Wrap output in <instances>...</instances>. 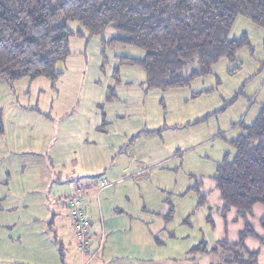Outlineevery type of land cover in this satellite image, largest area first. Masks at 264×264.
<instances>
[{"label": "rangeland", "instance_id": "rangeland-1", "mask_svg": "<svg viewBox=\"0 0 264 264\" xmlns=\"http://www.w3.org/2000/svg\"><path fill=\"white\" fill-rule=\"evenodd\" d=\"M67 26L74 34L69 41L70 56L56 65L61 76L51 82L60 95L52 89L42 94L41 86H36L31 90L34 106L49 114L55 101L51 114L56 116L63 89L99 91L102 85L113 84L120 96L117 113L131 116L129 121H120L117 130L140 123L143 130L127 147L140 173L127 187L113 189L118 194L112 204H122L121 209L110 208L116 219L111 220L107 212L101 216L102 225L117 224L113 235L104 233L106 250L99 256L104 264H264V208L258 206L246 218L235 209L224 212L215 182L218 167L235 156L232 142L253 124L264 101V30L239 17L229 39L246 35L250 48L242 49L234 61L221 59L212 74L194 80L190 87L162 90L149 89L146 81L143 86V79L137 83L145 73L140 66L121 63L123 57L142 59L145 52L110 44L117 36L115 27L91 37L78 22L68 21ZM195 69L197 65L187 69L185 77ZM119 80L129 85H120ZM40 93L46 98L39 102L35 96ZM28 96L20 100L26 103ZM15 177L13 173L12 180ZM128 189H133L131 199L126 196ZM4 190L1 187L0 205H17V214L31 208V202L2 200ZM65 194L63 190L59 196ZM199 194L205 198L200 206ZM49 198L55 205L57 196ZM10 220L0 211V264H20L13 263L19 250L45 243L43 237L27 240L21 229L6 227ZM67 231L70 239L71 231Z\"/></svg>", "mask_w": 264, "mask_h": 264}, {"label": "trees", "instance_id": "trees-1", "mask_svg": "<svg viewBox=\"0 0 264 264\" xmlns=\"http://www.w3.org/2000/svg\"><path fill=\"white\" fill-rule=\"evenodd\" d=\"M239 17L264 30V0H0V82H57L61 73L56 65L70 56L74 34L67 23L73 21L91 37L113 26L117 36L110 44L143 50V59L123 57L121 63L140 66L149 89L190 87L212 74L221 59L234 61L250 48L246 35L229 39ZM194 65L197 69L186 78L185 71ZM232 145L235 156L218 167L215 182L224 212L235 209L246 218L258 206L264 208V101L253 124ZM199 198L200 206L205 198ZM261 225L264 229V215ZM54 239L62 245L56 233Z\"/></svg>", "mask_w": 264, "mask_h": 264}, {"label": "crops", "instance_id": "crops-1", "mask_svg": "<svg viewBox=\"0 0 264 264\" xmlns=\"http://www.w3.org/2000/svg\"><path fill=\"white\" fill-rule=\"evenodd\" d=\"M143 76L139 77L137 83L143 79L142 84L145 86L146 74ZM45 80L25 79L14 85L0 82V109L3 110L5 128V134L0 136V189H5L1 199L11 198L13 203L31 202V208L19 214L15 211L17 205H0V211L11 219L6 227L21 229L27 240L44 238L45 243L42 245H27V250H19L13 263L84 264L86 258L76 250L74 228L66 200L83 193L81 196L85 199L87 218L91 224L93 249L96 250L104 233L111 236L117 231L116 223L110 225L104 222L102 225L101 216L107 212L111 214V217L108 216L111 220L116 219L112 216L114 212H109L110 208L115 211L121 209L122 204H112V200H117L120 186L127 187L133 176L140 173L129 159L127 147L136 136L143 133L142 124L125 125L123 129L117 130V124L129 121L131 116L117 113L120 96L113 84L102 85L99 91L80 88L71 93L63 89L62 102L56 111L58 114H51L56 110L55 101L50 104L52 112L45 113L38 105L34 106V95L31 97V90L36 86H41L42 94L45 93L43 90L51 89L59 93V89L55 90L51 86V81L47 80L49 83H46ZM118 83L129 85L123 84V80ZM21 85L23 89L17 91ZM41 93L35 96L39 102L46 98ZM27 94L28 102H22L20 97ZM54 99L57 100L58 95ZM13 173L18 179L15 177L12 180ZM101 180L108 181L110 186L100 189ZM115 187L118 190L113 192ZM63 190L67 194L60 197ZM132 190L126 191L129 199ZM52 194L57 196L55 205L49 198ZM67 230L71 231L70 239L67 238L70 235H67ZM55 233L62 245L56 244ZM7 246L4 245L5 248ZM105 250L104 243L92 264H104L99 256Z\"/></svg>", "mask_w": 264, "mask_h": 264}, {"label": "built area", "instance_id": "built-area-1", "mask_svg": "<svg viewBox=\"0 0 264 264\" xmlns=\"http://www.w3.org/2000/svg\"><path fill=\"white\" fill-rule=\"evenodd\" d=\"M108 186H110V183L106 180H101L99 183V187L102 190L106 189ZM66 205L73 223L76 250L86 258L84 264H92L93 260L103 248V238H101L96 250H94V244L90 233L91 224L87 218V209L82 197L77 194L71 196L66 200Z\"/></svg>", "mask_w": 264, "mask_h": 264}]
</instances>
